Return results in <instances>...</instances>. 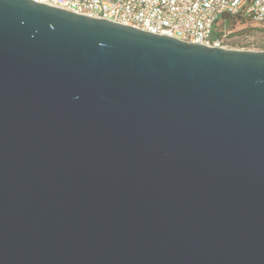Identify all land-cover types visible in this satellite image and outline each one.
Instances as JSON below:
<instances>
[{"label": "water", "instance_id": "1", "mask_svg": "<svg viewBox=\"0 0 264 264\" xmlns=\"http://www.w3.org/2000/svg\"><path fill=\"white\" fill-rule=\"evenodd\" d=\"M0 264H264V50L0 0Z\"/></svg>", "mask_w": 264, "mask_h": 264}, {"label": "built area", "instance_id": "2", "mask_svg": "<svg viewBox=\"0 0 264 264\" xmlns=\"http://www.w3.org/2000/svg\"><path fill=\"white\" fill-rule=\"evenodd\" d=\"M178 39L223 46L232 31L217 30L224 14L264 24V0H35Z\"/></svg>", "mask_w": 264, "mask_h": 264}, {"label": "rangeland", "instance_id": "3", "mask_svg": "<svg viewBox=\"0 0 264 264\" xmlns=\"http://www.w3.org/2000/svg\"><path fill=\"white\" fill-rule=\"evenodd\" d=\"M222 28L232 31L224 42L226 48L264 50V24L233 17L227 23L221 20L217 30Z\"/></svg>", "mask_w": 264, "mask_h": 264}, {"label": "trees", "instance_id": "4", "mask_svg": "<svg viewBox=\"0 0 264 264\" xmlns=\"http://www.w3.org/2000/svg\"><path fill=\"white\" fill-rule=\"evenodd\" d=\"M223 18H225V19H227V20H231V18H233V17H231V16H229V15H227V14H224Z\"/></svg>", "mask_w": 264, "mask_h": 264}]
</instances>
